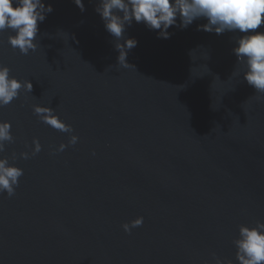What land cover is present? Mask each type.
Wrapping results in <instances>:
<instances>
[{"label": "water", "instance_id": "obj_1", "mask_svg": "<svg viewBox=\"0 0 264 264\" xmlns=\"http://www.w3.org/2000/svg\"><path fill=\"white\" fill-rule=\"evenodd\" d=\"M0 264H264V0H0Z\"/></svg>", "mask_w": 264, "mask_h": 264}]
</instances>
